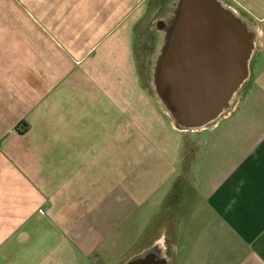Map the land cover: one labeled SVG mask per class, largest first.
Wrapping results in <instances>:
<instances>
[{"label":"crops","instance_id":"crops-1","mask_svg":"<svg viewBox=\"0 0 264 264\" xmlns=\"http://www.w3.org/2000/svg\"><path fill=\"white\" fill-rule=\"evenodd\" d=\"M148 1L0 0V264L150 247L165 264H264V0H219L256 44L231 106L197 129L141 73L168 18Z\"/></svg>","mask_w":264,"mask_h":264},{"label":"water","instance_id":"water-1","mask_svg":"<svg viewBox=\"0 0 264 264\" xmlns=\"http://www.w3.org/2000/svg\"><path fill=\"white\" fill-rule=\"evenodd\" d=\"M154 62L156 95L181 128L220 118L249 73L256 34L219 0H177ZM165 264L150 247L125 264Z\"/></svg>","mask_w":264,"mask_h":264},{"label":"rangeland","instance_id":"rangeland-1","mask_svg":"<svg viewBox=\"0 0 264 264\" xmlns=\"http://www.w3.org/2000/svg\"><path fill=\"white\" fill-rule=\"evenodd\" d=\"M172 1L177 2V0H155L154 7L152 4L150 10H148V12H149L148 18L151 17V14L155 18H157L159 15L161 16V14L162 15L167 14V16H169V11H171V9L174 7V5H171ZM239 10L243 11L242 8H240ZM245 12L247 13L246 10H245ZM147 24L148 25L146 27H144V26H143L144 28L142 27V35H143V32H145V31H147V32L149 30L154 31V28L158 26V24H156V21L154 22L153 19L149 20ZM148 35H149V33H148ZM146 38H148L147 33H146ZM146 38H144V39H146ZM145 41L146 40L141 41V43L139 45L138 60H139L140 68L142 71L141 73H143V75L146 77V80H148L149 82L152 83V73H154V62H155V58L158 57V53H159L158 50H159L161 44L158 43V41H159L158 37H157V39L155 38V40H153V39H151V41L149 40L148 43H145ZM154 47H156L157 49L156 48L154 49Z\"/></svg>","mask_w":264,"mask_h":264}]
</instances>
